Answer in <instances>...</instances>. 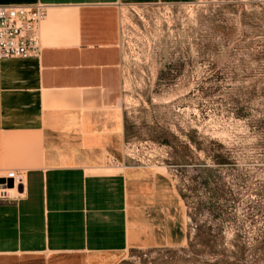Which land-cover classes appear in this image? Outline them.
Returning <instances> with one entry per match:
<instances>
[{
    "label": "crops",
    "instance_id": "1",
    "mask_svg": "<svg viewBox=\"0 0 264 264\" xmlns=\"http://www.w3.org/2000/svg\"><path fill=\"white\" fill-rule=\"evenodd\" d=\"M180 7L196 0H121ZM119 0H0L47 7L40 59H0V170L24 171L0 200V257L117 264L134 250L186 240L182 197L167 171L125 155L117 106L124 56ZM111 157L119 164L107 168Z\"/></svg>",
    "mask_w": 264,
    "mask_h": 264
},
{
    "label": "rangeland",
    "instance_id": "2",
    "mask_svg": "<svg viewBox=\"0 0 264 264\" xmlns=\"http://www.w3.org/2000/svg\"><path fill=\"white\" fill-rule=\"evenodd\" d=\"M141 15L115 100L128 159L170 175L187 240L117 264H264V0H196Z\"/></svg>",
    "mask_w": 264,
    "mask_h": 264
},
{
    "label": "built area",
    "instance_id": "3",
    "mask_svg": "<svg viewBox=\"0 0 264 264\" xmlns=\"http://www.w3.org/2000/svg\"><path fill=\"white\" fill-rule=\"evenodd\" d=\"M164 7L175 8L167 5L139 6L127 4L119 0L116 4L119 18L120 48L123 51L125 42L138 31L137 17L143 19L144 8ZM47 16V7L43 4L36 5H0V59H40L42 47L40 27ZM124 55V52H123ZM125 144V155L128 158ZM107 168H117L119 164L111 157L107 159ZM12 180L13 188L7 184H0V200L17 201L20 190L25 186L24 171L0 170V181Z\"/></svg>",
    "mask_w": 264,
    "mask_h": 264
},
{
    "label": "water",
    "instance_id": "4",
    "mask_svg": "<svg viewBox=\"0 0 264 264\" xmlns=\"http://www.w3.org/2000/svg\"><path fill=\"white\" fill-rule=\"evenodd\" d=\"M5 183L7 184V187H8V188H13V186H14L12 180H8V181L1 180V181H0V184H5Z\"/></svg>",
    "mask_w": 264,
    "mask_h": 264
},
{
    "label": "trees",
    "instance_id": "5",
    "mask_svg": "<svg viewBox=\"0 0 264 264\" xmlns=\"http://www.w3.org/2000/svg\"><path fill=\"white\" fill-rule=\"evenodd\" d=\"M134 251H136V250H134Z\"/></svg>",
    "mask_w": 264,
    "mask_h": 264
}]
</instances>
